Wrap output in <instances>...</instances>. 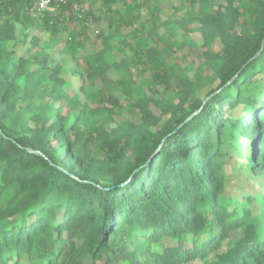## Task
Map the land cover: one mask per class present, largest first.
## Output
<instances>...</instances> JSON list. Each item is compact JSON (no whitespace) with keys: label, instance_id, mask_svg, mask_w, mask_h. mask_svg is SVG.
<instances>
[{"label":"trees","instance_id":"1","mask_svg":"<svg viewBox=\"0 0 264 264\" xmlns=\"http://www.w3.org/2000/svg\"><path fill=\"white\" fill-rule=\"evenodd\" d=\"M166 8L0 0V264H264V0Z\"/></svg>","mask_w":264,"mask_h":264},{"label":"rangeland","instance_id":"2","mask_svg":"<svg viewBox=\"0 0 264 264\" xmlns=\"http://www.w3.org/2000/svg\"><path fill=\"white\" fill-rule=\"evenodd\" d=\"M161 1L164 2L165 7H167L165 10V13L168 14V16L171 15L172 17H174V15H172L173 10L171 9V7L179 6L180 0H161ZM87 6H89V5H87ZM101 27H102L101 24H97V25L94 24L91 26L90 34H89L90 39L88 41V45L92 48L96 46V41L94 42V36L101 29ZM189 42H191V41H189ZM93 43H95V44H93ZM200 52H201L200 49L196 50L195 52L191 51L190 50V44L187 43L186 46L183 48L181 55L186 54L187 56H189L188 58L190 60H193L195 57H197V54H199ZM240 182L242 184H244V181L242 179L240 180ZM259 183H264V182L261 180V181H259ZM235 186H236V184H235ZM244 187H245V191L250 190L251 188H255V192H256L257 189H260L257 185L253 184V186H248L247 183L243 185L242 190L244 189Z\"/></svg>","mask_w":264,"mask_h":264},{"label":"built area","instance_id":"3","mask_svg":"<svg viewBox=\"0 0 264 264\" xmlns=\"http://www.w3.org/2000/svg\"><path fill=\"white\" fill-rule=\"evenodd\" d=\"M34 7L39 12L51 10L54 6H59L67 2V0H33Z\"/></svg>","mask_w":264,"mask_h":264},{"label":"water","instance_id":"4","mask_svg":"<svg viewBox=\"0 0 264 264\" xmlns=\"http://www.w3.org/2000/svg\"><path fill=\"white\" fill-rule=\"evenodd\" d=\"M263 48H264V42H263V45H262L261 51L263 50ZM261 51H260V52H261ZM260 52L256 55V57L260 54ZM256 57H255V58H256ZM208 100H209V98L206 99L205 102H207ZM194 116H195V114L192 115V116H190V117L187 119V121H186L185 123L189 122ZM185 123H184V124H185ZM151 160H152V159H151Z\"/></svg>","mask_w":264,"mask_h":264}]
</instances>
